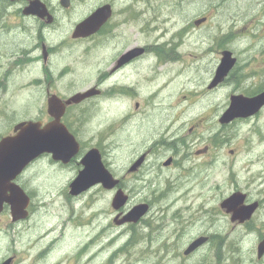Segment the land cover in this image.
I'll list each match as a JSON object with an SVG mask.
<instances>
[{
    "label": "flooded vegetation",
    "instance_id": "flooded-vegetation-1",
    "mask_svg": "<svg viewBox=\"0 0 264 264\" xmlns=\"http://www.w3.org/2000/svg\"><path fill=\"white\" fill-rule=\"evenodd\" d=\"M32 1L36 0H0V31L13 30L6 27L7 18H10L22 21L24 26L29 25L30 31L26 33H29L30 40H33L31 33H35L37 37L34 39L35 44L14 53V70L28 66L32 69L41 67L48 81V88L44 90L46 98L56 95L65 101L75 93L94 89L93 97L79 105H70L67 109L66 115L69 116L72 108L77 106L82 111L84 125L89 121L86 110L91 104L96 106V103L114 101L116 98H131L130 111L125 118L131 122L136 119V127L146 125L151 132L157 133L158 139L154 138L145 147V151L135 156L137 160L145 155L147 162L130 176H138L156 152L168 151L169 154L161 159V170L175 169L178 178L193 183L186 186L192 189L189 194L191 198L188 199L191 206L187 208L190 216L194 189L202 199L197 209L205 222H200L197 215L192 216L190 222L196 237L209 236V244L218 240L206 221L211 213L212 199H226L235 193L245 195L246 205L258 204L257 211L250 220L235 223L237 227L249 229L264 211V105L255 114L237 117L228 123H225L224 116L231 108L234 97L255 98L264 93V0H223L225 13L218 27L214 21L216 6L213 0H69L66 7L62 0H40L53 16L52 23H47L48 17L40 19L24 14ZM231 4L234 6L233 10ZM190 7L193 8V15L189 14ZM103 8H107L109 16L96 32L87 37L74 38L77 26ZM72 15H75V24L71 22ZM66 20L72 27L71 38L67 37L57 44L47 42L44 33L60 31ZM237 22L243 33L235 31L231 34V31L236 30V27H231V23ZM14 29H19L21 35L25 34L20 26ZM68 30L70 28L66 32ZM193 36L202 40L197 41L193 49H189L186 40ZM215 37L221 39L220 45L209 46ZM217 39L215 43L218 42ZM66 40L72 46H79V55L84 62L93 56L92 78L89 74L84 78L87 83L90 80L88 88L65 92L59 87L67 69L55 71L50 64L65 46ZM225 52L232 54L231 59H235V63L228 75L214 84L217 68ZM168 62H173L184 70H190L198 64L206 67L207 75L205 87L184 95L172 107L175 135L173 142L167 141V144L161 131V66ZM178 81L180 83L181 79ZM67 92L72 94L65 95ZM66 115L64 122L69 125ZM113 126L116 127V124L107 125L108 128ZM80 138L78 140L83 156L86 152L82 151L84 145ZM115 143V140L110 141L104 148L99 143L91 146L101 150L108 167L104 152ZM78 159L75 158L68 165L55 164L66 168L74 162L78 163ZM168 160L171 165L165 166ZM221 181L230 185L222 187L215 184ZM24 189L30 200L27 221L35 214V199L31 192ZM91 192H84L80 196L84 197ZM149 205L152 210V204ZM8 208L10 207L6 205L4 212H8ZM220 211L231 219V215L225 210L220 208ZM111 228L112 225L108 227L109 230ZM257 228L261 231L258 236V242L261 243L264 240V218ZM53 232V229L45 231L46 234ZM117 237L99 232V235L90 239L92 244L78 254V259H83L87 254L91 257V251L96 247L103 249V253H99L91 262L96 263L102 259L108 261L114 246L118 244ZM159 252L161 264V242ZM14 256L12 264H23L17 255ZM263 263L264 257H258L257 264ZM111 264H115V261Z\"/></svg>",
    "mask_w": 264,
    "mask_h": 264
},
{
    "label": "rangeland",
    "instance_id": "rangeland-1",
    "mask_svg": "<svg viewBox=\"0 0 264 264\" xmlns=\"http://www.w3.org/2000/svg\"><path fill=\"white\" fill-rule=\"evenodd\" d=\"M213 2L216 6L214 21L218 27L225 13V5L223 0H213ZM230 7L234 9L233 4ZM189 14L193 15L192 7ZM74 16L72 15L71 18L72 24H75ZM18 26L25 31V34L21 35L19 29H14ZM232 26L236 27V30L231 31V34L235 31L243 33L238 22L231 23ZM6 27L13 30L0 31V40L8 37L1 46L3 48L0 47V79L3 80L4 77L8 79L7 82L3 81L0 84V135H3L2 137L13 133L15 124L23 120H33L44 124L51 121L47 112L48 98L45 97L46 91L44 92L48 88V81L42 68L32 69L28 66L14 70L12 67L14 53L35 44L36 34L31 33L33 40H30L29 33H26L30 31L29 25L24 26L22 21L10 18H7ZM68 28L70 30L66 32ZM71 29V25L66 20L60 31H46L45 40L57 44L67 37L71 38ZM216 39V37L212 39L209 46L220 45L221 39H217L218 42L215 43ZM201 40L198 36H193L186 40V46L193 49L194 44ZM80 53L79 46H72L66 40L65 46L50 64L55 71L67 69V74L59 83V87L65 92L72 89L79 91L89 87L90 80L87 83L84 78L87 74L92 78L94 59L91 56L87 62H84ZM8 70H11L10 73ZM176 72L178 77H175ZM206 75V67L198 64L190 70L181 69L173 62L161 66V131L162 138L166 139L165 143L173 142L175 135L172 107L184 95H190L194 89L205 87ZM179 79H181L180 83ZM68 94L72 93L67 92L65 95ZM130 99L116 98L114 101L96 103V106L91 104V107L86 110L89 121L85 125L81 116L82 111L77 108L66 117L68 116L69 127L77 138L81 137L84 153L98 143L104 148L110 141H116L104 154L110 170L117 178L123 180L126 187L124 189L130 196L129 204L121 212L126 214L136 205L151 203L153 209L150 213L139 224L116 226L114 220L118 212L112 207L115 192L96 187L90 194L77 198L76 202L69 195L71 183L83 168L80 165L81 158L78 159V163L74 162L71 166L62 168L55 164L52 156L44 155L35 161L19 179V182L32 193L35 199L34 216L30 220L14 225L8 212L0 215V264L6 257L14 256V254L23 264H50L64 255L63 264H82L83 259H78V255L73 257L75 252L83 244L88 246L92 244L90 239L102 231L105 235H117L118 244L115 243L108 261L102 259L91 264H111L114 261L115 264H160V242L161 264H257L258 236L261 233L257 227L264 218V211L249 229L237 227L220 211L221 202L225 199L223 197L212 199L211 213L206 219L207 226L213 234L217 235L218 240L215 239L214 242L202 247L191 257H185L186 248L197 238L190 223L191 217L197 215L200 222H205L197 209L202 199L194 189L193 210L190 216L189 209H184L187 204L190 205L188 198L181 203L177 195L184 190H187L189 195L192 189L186 186L193 183L178 178L175 169L161 170V159L169 154L168 151L156 152L138 176H130L128 170L132 162L136 160L135 156L145 151V147L154 138L158 139L157 133L151 132L146 125L136 127V119L132 122L127 121L125 117L130 111ZM5 100L8 102L4 103ZM112 123H115L116 127L108 128L107 125ZM121 124L124 125L121 126ZM167 131L170 133L169 136L166 134ZM215 184L222 187L230 185L226 181ZM95 214L96 223L92 227L90 224L92 220L94 222ZM83 223L89 224V227L84 230L82 227H77ZM110 225L112 228L109 230ZM170 228L171 232L166 231L165 234H161ZM51 229L56 231L55 240L61 238L60 243L58 245L55 242L39 243L37 239L40 234ZM220 237L223 243L221 249H218L216 244L219 243ZM128 241L129 246L124 248ZM27 242L28 244L25 245ZM164 245L166 246L163 247ZM140 246L142 249H139ZM86 256L90 258L89 254ZM46 260L47 263H43ZM138 260L144 262L138 263Z\"/></svg>",
    "mask_w": 264,
    "mask_h": 264
},
{
    "label": "water",
    "instance_id": "water-1",
    "mask_svg": "<svg viewBox=\"0 0 264 264\" xmlns=\"http://www.w3.org/2000/svg\"><path fill=\"white\" fill-rule=\"evenodd\" d=\"M12 2L18 0H9ZM20 1V0H19ZM63 6H68L69 0H62ZM107 8L94 13L86 21L79 24L74 32V38L87 37L96 32L97 28L107 19L109 14ZM27 16H37L41 19L48 17L47 23L53 22V16L47 11L40 0L32 1L25 9ZM131 54V53H129ZM232 54L225 52L221 65L217 69L214 84L222 81L233 68L235 59H231ZM94 95L93 89L87 93H79L63 101L57 96L48 98V113L53 120L47 124L43 122L24 121L14 127L13 135L6 136L0 140V214L8 205L14 222L23 221L28 218V208L30 206L29 196L23 188L17 184V180L27 168L43 155H52L56 162L68 165L80 152V144L69 129L62 123V119L67 111V107L72 104H79L86 98ZM264 105V93L255 98L234 97L232 106L224 116L225 122H230L237 117H248L255 114ZM146 156H142L130 169L135 172L144 163ZM83 169L77 178L70 185V193L79 196L89 189L102 185L105 190H114L120 180L105 166L101 153L93 149L82 159ZM166 165H170L167 162ZM10 193V194H9ZM245 195L236 193L223 201L221 207L228 214L232 215V223H244L250 220L257 210L258 204L246 205ZM129 196L122 188H119L112 206L116 211H120L127 206ZM149 211L148 204H139L125 214L122 218L120 213L115 218L118 226L128 223H138ZM208 237L196 239L185 251L189 256L199 248L208 243ZM258 255H264V241L258 246ZM12 258L3 264H11Z\"/></svg>",
    "mask_w": 264,
    "mask_h": 264
},
{
    "label": "bare ground",
    "instance_id": "bare-ground-1",
    "mask_svg": "<svg viewBox=\"0 0 264 264\" xmlns=\"http://www.w3.org/2000/svg\"><path fill=\"white\" fill-rule=\"evenodd\" d=\"M178 77V72H176L175 73V77ZM169 83V82H168ZM121 126H122V124H121ZM170 131V130H169ZM169 131H167L166 132V134L169 136L170 135V133H169ZM185 198H191V195H188V191L187 190H184L183 192H181V193H179L178 195H177V199L182 203L183 201H184V199ZM80 200H83V199H80ZM77 200L75 199V202H76ZM73 202V201H72ZM44 205V204H43ZM191 205H186L185 206V208L184 209H187V208H189ZM45 208V207H44ZM71 213H72V211H71ZM93 216V215H92ZM91 216V217H92ZM72 219V217L70 218V220ZM84 221H86V219H85V217H84ZM96 223V214H95V216H94V222H93V220H92V222H91V224H90V226L92 225V227H94V224ZM77 227H82L83 228V230L86 228V227H89V224H85V223H83V225H77ZM82 230V231H83ZM172 230L170 229V231L169 232H171ZM55 233H56V231L54 230V232L53 233H50V234H46L45 232H43V233H41L40 234V236H39V238L37 239V241L39 242V243H49V242H55V243H57V245L60 243V241H58V240H55ZM87 244H83L81 247H79L78 249H77V251L75 252V254H74V256L73 257H75L76 255H78V254H80L83 250H85L86 248H87ZM139 249H142V246H140L139 247ZM46 250V249H45ZM99 253H103V249H98V248H96V247H94L93 249H92V251H91V257L89 258V259H86V257H85V259H84V261H83V263L82 264H91V261L96 257V256H98L99 255ZM65 256V255H64ZM63 256V257H64ZM68 256V255H67ZM63 257H61V258H59V259H57V260H55V261H52L50 264H63V261H62V259H63ZM138 263H143L144 261L143 260H138L137 261ZM43 263H47V260L46 261H44Z\"/></svg>",
    "mask_w": 264,
    "mask_h": 264
},
{
    "label": "trees",
    "instance_id": "trees-1",
    "mask_svg": "<svg viewBox=\"0 0 264 264\" xmlns=\"http://www.w3.org/2000/svg\"><path fill=\"white\" fill-rule=\"evenodd\" d=\"M0 14H1V13H0ZM7 38H8V37H7ZM7 38H6V39H7ZM6 39H2V40H0V47L2 46L4 40H6ZM1 48H3V47H1ZM3 81H6V82H7L8 79H6L5 77L3 78V80L0 79V84H1ZM3 85H4V84H3ZM7 102H8L7 100L4 101V103H7ZM5 110H6V109L4 108L3 111L5 112ZM2 136H3V135H0V139L2 138ZM222 243H223V240H222V237H220V238H219V243L216 244V247H217L218 249H221Z\"/></svg>",
    "mask_w": 264,
    "mask_h": 264
}]
</instances>
